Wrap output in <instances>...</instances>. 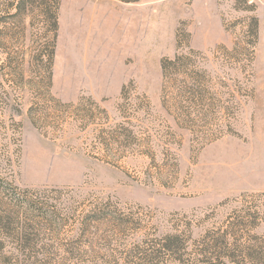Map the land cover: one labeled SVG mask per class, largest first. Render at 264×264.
Here are the masks:
<instances>
[{
	"label": "rangeland",
	"instance_id": "obj_1",
	"mask_svg": "<svg viewBox=\"0 0 264 264\" xmlns=\"http://www.w3.org/2000/svg\"><path fill=\"white\" fill-rule=\"evenodd\" d=\"M249 1L251 12L235 10L232 0H61L47 87V67L34 57L43 51L37 9L23 19L25 38L17 42L6 17L11 0H0V264H141L136 251L156 249L172 233L169 223L187 217L197 241L227 220L252 221L246 214L253 211L258 226L247 224L236 239L264 243V0ZM251 18L258 35L247 59L218 58L250 43ZM189 52L214 82L231 79L240 95L227 117L185 103L188 128L178 129L161 108L160 64ZM136 97L149 103L148 116L132 111ZM50 98L72 106L55 114L56 133L35 128L28 116L29 108L52 113ZM88 100L106 111L109 126L123 121L122 105L138 137L140 125L148 128L154 163L138 155L113 165L95 158L91 129L101 126L79 131L69 114ZM156 145L171 156L162 158ZM108 202L143 228L120 234L81 224ZM188 244L179 262L160 255L156 264H206Z\"/></svg>",
	"mask_w": 264,
	"mask_h": 264
},
{
	"label": "trees",
	"instance_id": "obj_2",
	"mask_svg": "<svg viewBox=\"0 0 264 264\" xmlns=\"http://www.w3.org/2000/svg\"><path fill=\"white\" fill-rule=\"evenodd\" d=\"M118 1L135 3L138 0ZM60 2L61 0H11L6 6V17L13 21L12 25L19 32L15 37L17 42H22L25 38L23 19L32 14L33 9H37L40 24L44 28L42 34L43 42L40 45V47H43V51H37L34 57L36 58L35 64L39 61L45 63L47 67V87L50 86L51 65L58 31ZM232 2L235 10L251 12L253 9V5L249 0H232ZM250 21L246 32L252 38L250 43H245L244 45L239 43L237 47L235 46L230 51L224 49L223 53L218 54V58L221 57L224 60L234 62L232 64L235 65H239L238 62L241 60L237 58L247 59L248 53L254 46L258 35L257 19L251 18ZM2 47L4 45L0 43V48ZM215 58L217 59L216 56ZM199 60L198 53L189 52L186 55H175L173 59L164 60L160 64L162 79L161 108L167 115L172 116L174 124L178 129L188 128L186 127L187 121L184 113V104L187 102L196 113H201L205 108L209 107L210 112L220 114L222 117H227L230 112L232 113L231 110L237 106V97L240 93L236 90V85L233 84L235 88L231 89V85L229 84L231 79L225 80L217 77L218 82H214L209 72L198 65ZM17 61L22 62L23 60ZM241 61L243 62V60ZM13 64L18 66L16 62H11L10 66ZM124 93L125 88L122 89L121 95ZM49 101L52 103L51 107L54 110L52 113L43 111L40 114V110L29 108L28 116L35 128H50L56 133L60 125L56 122L55 114H63L69 107L72 108V106L63 105L56 100L53 101L52 98ZM88 101L90 102L88 107L79 105L69 114H72L74 123L79 124L77 125L79 131H85L92 126L94 128L101 126L98 130L91 129L94 146L92 149L100 153V157L95 158L113 165L124 157L138 155L146 157L154 163L157 151L152 147L151 136L148 134L149 129L140 125V123L142 124L141 120H136L141 126V134L143 135L142 137H138L136 125L123 115L122 109H120L123 107L122 105L119 106V116L123 118V121L109 126L106 111L101 109L94 101ZM62 107H64V110H61ZM131 108L136 114L145 113L147 116L149 115L150 105L148 102L142 101L140 97H136V101L131 105ZM156 146L159 147L161 145ZM158 153L165 159L171 156L170 149L162 146ZM137 213L139 212L132 214L136 215ZM246 216L252 219V221L227 220V225L224 229L206 231L197 241L192 239V221L187 220V217H182L176 223H169L172 233L162 237L155 245L156 249L150 251V248H148L142 252L137 250L136 254L141 264H156L160 255L172 257L175 261L179 262L181 253L186 251L188 243H193V245L197 246L199 262L201 263L264 264V243H260L259 245L246 244L236 239L239 230L241 231L247 224L250 223L252 224L251 227L255 228L258 226L257 221L260 219L257 211H253L252 213L247 212ZM261 222L264 224V219L259 223ZM81 224L87 229L93 224L105 225L107 228L120 234L127 230L139 231L145 225L139 218L133 219V216H122L118 212L117 206L109 202L93 207ZM147 250L150 252L148 253Z\"/></svg>",
	"mask_w": 264,
	"mask_h": 264
}]
</instances>
